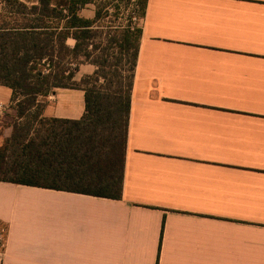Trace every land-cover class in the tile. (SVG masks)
<instances>
[{"label":"crops","instance_id":"obj_1","mask_svg":"<svg viewBox=\"0 0 264 264\" xmlns=\"http://www.w3.org/2000/svg\"><path fill=\"white\" fill-rule=\"evenodd\" d=\"M142 29L122 198L0 181V264H264V0H148ZM41 100L85 114L83 90Z\"/></svg>","mask_w":264,"mask_h":264},{"label":"trees","instance_id":"obj_2","mask_svg":"<svg viewBox=\"0 0 264 264\" xmlns=\"http://www.w3.org/2000/svg\"><path fill=\"white\" fill-rule=\"evenodd\" d=\"M0 3V85L11 89L16 114L12 134L0 146V181L121 199L143 29L101 25L109 14L102 0ZM147 3L135 0L139 19ZM90 5L97 7L93 18L83 14ZM85 63L96 70L78 80ZM57 88L85 92L82 119L43 117L41 98Z\"/></svg>","mask_w":264,"mask_h":264},{"label":"rangeland","instance_id":"obj_3","mask_svg":"<svg viewBox=\"0 0 264 264\" xmlns=\"http://www.w3.org/2000/svg\"><path fill=\"white\" fill-rule=\"evenodd\" d=\"M102 1L108 3L106 11H108L109 14L106 17L105 21L101 23V25H104L106 27H111V29H114L113 31H115V29L117 28H123L129 25H133V26L137 25L139 28H142L143 18H140L139 21L138 20L135 21L134 19V17H138L135 14L137 11L135 6V0H132L131 3L122 0H102ZM2 9L3 6L0 3V11ZM96 9L97 7L95 5H90L87 8L86 12H84V14L87 16L94 15ZM91 50L93 49L91 48ZM129 67H130L129 64H127L126 60H124L123 69L125 70L126 74H129L127 72Z\"/></svg>","mask_w":264,"mask_h":264},{"label":"built area","instance_id":"obj_4","mask_svg":"<svg viewBox=\"0 0 264 264\" xmlns=\"http://www.w3.org/2000/svg\"><path fill=\"white\" fill-rule=\"evenodd\" d=\"M135 21H139L140 19L138 17H134ZM7 108L0 105V117L3 116L6 112ZM6 233L7 230L5 227H1L0 229V257L4 255L5 249H6Z\"/></svg>","mask_w":264,"mask_h":264}]
</instances>
